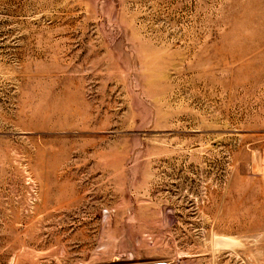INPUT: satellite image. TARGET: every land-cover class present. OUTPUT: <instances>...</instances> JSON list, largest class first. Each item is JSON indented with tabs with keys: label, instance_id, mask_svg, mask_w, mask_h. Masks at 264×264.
I'll use <instances>...</instances> for the list:
<instances>
[{
	"label": "rangeland",
	"instance_id": "374dc122",
	"mask_svg": "<svg viewBox=\"0 0 264 264\" xmlns=\"http://www.w3.org/2000/svg\"><path fill=\"white\" fill-rule=\"evenodd\" d=\"M157 263L264 264V0H0V264Z\"/></svg>",
	"mask_w": 264,
	"mask_h": 264
},
{
	"label": "bare ground",
	"instance_id": "6f19581e",
	"mask_svg": "<svg viewBox=\"0 0 264 264\" xmlns=\"http://www.w3.org/2000/svg\"><path fill=\"white\" fill-rule=\"evenodd\" d=\"M229 242H230V241H229ZM231 242H232V241H231ZM231 242H230V243H231ZM232 243H233V242H232ZM227 245L230 246L231 244L229 245V243H228ZM233 245H234V243H233ZM224 246H225V245H224ZM249 249H250V248H249ZM232 254H233V253H232ZM162 262H163V261H162ZM157 264H165V263H157Z\"/></svg>",
	"mask_w": 264,
	"mask_h": 264
}]
</instances>
